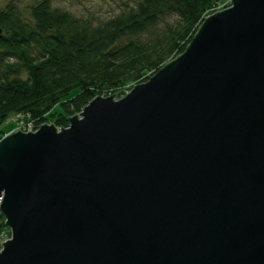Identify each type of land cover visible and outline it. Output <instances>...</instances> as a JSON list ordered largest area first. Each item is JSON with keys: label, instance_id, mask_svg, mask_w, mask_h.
I'll list each match as a JSON object with an SVG mask.
<instances>
[{"label": "water", "instance_id": "1", "mask_svg": "<svg viewBox=\"0 0 264 264\" xmlns=\"http://www.w3.org/2000/svg\"><path fill=\"white\" fill-rule=\"evenodd\" d=\"M114 97L0 139V264H264V0Z\"/></svg>", "mask_w": 264, "mask_h": 264}, {"label": "trees", "instance_id": "2", "mask_svg": "<svg viewBox=\"0 0 264 264\" xmlns=\"http://www.w3.org/2000/svg\"><path fill=\"white\" fill-rule=\"evenodd\" d=\"M222 1L139 0L133 10L95 27L52 10L47 0L30 7L29 20L15 4L7 5L0 11V138L11 116L66 128L67 118L93 98H119L146 82L185 51L205 15ZM167 14L175 21L140 39ZM57 106L62 112H55ZM2 231L9 230L0 215Z\"/></svg>", "mask_w": 264, "mask_h": 264}, {"label": "rangeland", "instance_id": "3", "mask_svg": "<svg viewBox=\"0 0 264 264\" xmlns=\"http://www.w3.org/2000/svg\"><path fill=\"white\" fill-rule=\"evenodd\" d=\"M40 1H43V0H0V11H3L7 7V5L13 3L16 5L18 10L20 11L22 18L25 20H29L30 19V7ZM47 1L52 10H59V11L66 12L70 14V16L73 17L74 19L86 22V24L90 27L98 26L102 22L112 17H115L122 12L127 13L128 11L133 10L136 7L137 3L139 2V0H47ZM229 7H230L229 0H223L221 3L216 5L215 8L211 9V11L205 16L206 17L211 16L217 12L226 10ZM206 17H204V19ZM173 21H175V17L167 14L164 17V20L161 21L157 29H155L154 31H150L148 34L141 36L140 39L147 40L149 38L150 33L153 32L157 34L161 32L166 23H172ZM124 41H127V40L125 39ZM143 83H140V84H143ZM134 86L132 85L129 88L124 89L123 91L124 94L121 97L114 98V99L120 100L121 98L125 97L132 90ZM55 112H62L61 106H57L55 109ZM14 117L15 115L11 116L9 121L3 124L2 131L4 132V135H2L1 138L17 130V125L13 121ZM44 124L55 126L53 123L45 122L43 124H36V127H38L39 129L40 126ZM55 128L57 131H60L61 129H63V128H58L56 126ZM38 129H36L35 132L38 131ZM23 133H27V132H23ZM9 237L10 236L8 235V240L10 239ZM0 250H1V246H0Z\"/></svg>", "mask_w": 264, "mask_h": 264}, {"label": "built area", "instance_id": "4", "mask_svg": "<svg viewBox=\"0 0 264 264\" xmlns=\"http://www.w3.org/2000/svg\"><path fill=\"white\" fill-rule=\"evenodd\" d=\"M13 121L17 125V130L21 132L32 133V132H35L36 129H38V127H36L35 122L31 121L28 115L17 114L13 118ZM0 215H2L1 211H0ZM8 235L10 236V231L8 232L2 231L0 233V246L1 247H2L1 244L5 243L8 240Z\"/></svg>", "mask_w": 264, "mask_h": 264}]
</instances>
